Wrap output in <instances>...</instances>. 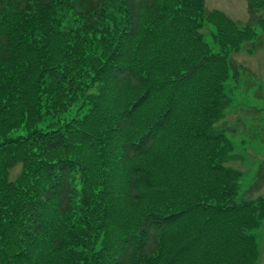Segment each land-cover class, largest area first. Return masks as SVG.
<instances>
[{"label":"trees","instance_id":"trees-1","mask_svg":"<svg viewBox=\"0 0 264 264\" xmlns=\"http://www.w3.org/2000/svg\"><path fill=\"white\" fill-rule=\"evenodd\" d=\"M247 1L241 25L205 0H0V264H257L264 197L238 198L217 126L264 34Z\"/></svg>","mask_w":264,"mask_h":264},{"label":"rangeland","instance_id":"rangeland-1","mask_svg":"<svg viewBox=\"0 0 264 264\" xmlns=\"http://www.w3.org/2000/svg\"><path fill=\"white\" fill-rule=\"evenodd\" d=\"M208 11L218 10L233 21L245 25L250 20L247 0H205ZM206 33V29L202 31ZM262 34V31L259 30ZM208 36L207 40H209ZM264 34L261 41L246 44L242 50L230 56L237 66L249 72L243 78L240 89L236 91L234 111L217 124L227 132L234 147V159L227 166L242 172L239 181V199H258L264 197V184L254 193L251 188L256 182L259 169H264ZM45 122L42 126H45ZM20 167L11 172L15 180ZM259 251L257 264H264V219L253 230Z\"/></svg>","mask_w":264,"mask_h":264}]
</instances>
